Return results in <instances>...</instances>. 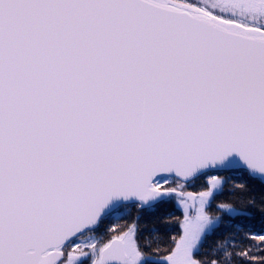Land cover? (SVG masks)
<instances>
[{"label": "snow or ice", "instance_id": "6c2138e0", "mask_svg": "<svg viewBox=\"0 0 264 264\" xmlns=\"http://www.w3.org/2000/svg\"><path fill=\"white\" fill-rule=\"evenodd\" d=\"M0 264H264V0H0Z\"/></svg>", "mask_w": 264, "mask_h": 264}]
</instances>
